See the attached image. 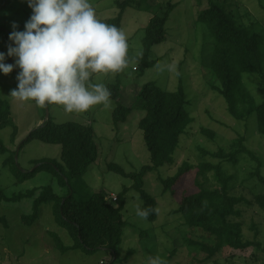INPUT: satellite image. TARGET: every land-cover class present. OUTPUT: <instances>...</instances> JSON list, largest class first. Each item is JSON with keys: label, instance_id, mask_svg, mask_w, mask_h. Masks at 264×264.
<instances>
[{"label": "rangeland", "instance_id": "obj_1", "mask_svg": "<svg viewBox=\"0 0 264 264\" xmlns=\"http://www.w3.org/2000/svg\"><path fill=\"white\" fill-rule=\"evenodd\" d=\"M113 1L90 0L98 18L105 23L110 18H116L121 11L119 6L113 5ZM173 1L178 6L166 23L167 39L154 46L151 59L156 63L144 72L140 70L144 56L143 39L153 13L127 8L123 14L121 29L127 35L129 64L119 73L100 75L94 81L105 84L108 89L117 82L120 84L124 105L132 108V111L126 121L118 126L113 119L118 103L112 98L108 107L93 106L85 113H66L62 106L57 105L38 107L32 102H20L10 97L11 90L17 87L18 68H14L8 75L0 73V97L10 103L12 116L18 127L16 138H13L12 127L0 130V139L9 149L7 154L0 155V187L6 195L12 197L47 186L52 187L60 196L70 193L69 188L62 186L58 176L52 173L42 171L24 182H19L11 166L5 165V160L14 151L15 164L25 173L35 168L34 160L46 158L63 164L60 145L32 140L20 149L30 132L48 118V111L54 123L77 122L91 125L95 132L100 157L76 183L75 194H79L81 189L89 193L105 192L108 201L114 206L118 203L112 201V196H122L126 200L123 212L126 227L116 254L105 250L85 253L78 249L62 253L51 233H56L66 247L74 245L75 241L56 223L54 203L42 204L39 207V218L33 226H28L23 223L22 217L32 214V199L3 202L0 205V218L4 217L5 220L0 221V264H149V258L156 256L165 261L171 257L167 264H203L201 261L205 254L188 242L189 239L200 241L202 238L199 232L187 229L184 219L174 213L179 207L177 197L163 191L162 179L174 175L184 162L195 166L202 162L214 165L221 163L223 170L234 177L232 188L235 195H244L251 199L253 193L264 192V184L252 176L258 168L264 176V136L259 133L257 115L253 114L246 120L235 119L229 114L225 99L213 88L218 85L210 67L215 40L207 25L197 21L199 13L208 7V2ZM226 1L229 8L236 10L244 22L256 21L258 29L264 34V0ZM149 2L151 5L158 3L157 0ZM31 14L27 0H12L0 12V29L11 33L15 24V30L23 31ZM11 43L10 40L5 42L0 34V52L5 53L6 63L14 64L15 58L7 57V49ZM158 63L172 64L175 70L158 71ZM243 80L256 103L263 102L264 91L261 90L260 78L257 75H245ZM147 83H153L168 91H175L182 84L188 94V109L193 119L175 152V164L150 172L143 179V188L157 200L159 217L154 222L142 220L136 215L137 206L142 208L143 202L140 193L132 189L135 181L110 169L114 165L126 173L139 172L151 162L144 134L139 128L145 112L135 106L138 93ZM240 138L245 139L244 145L256 154L258 160L249 155H241L239 162L234 164L203 153H215L220 149L228 153L235 149V142ZM193 177L190 174L184 177L174 187L176 191L193 184ZM207 177V186H218L212 173ZM240 209L242 217L237 220L243 223L244 236L247 240L259 242L260 249L254 246L242 251L225 248L214 259L215 262L210 264H264V211L255 204ZM143 231L147 236L141 235ZM173 250L174 254L171 256ZM130 251L132 253L128 257Z\"/></svg>", "mask_w": 264, "mask_h": 264}, {"label": "trees", "instance_id": "obj_2", "mask_svg": "<svg viewBox=\"0 0 264 264\" xmlns=\"http://www.w3.org/2000/svg\"><path fill=\"white\" fill-rule=\"evenodd\" d=\"M11 1L0 0V12ZM206 1L208 7L199 13L197 21L207 25L215 40L210 67L218 85L213 88L225 99L228 112L235 119L246 120L256 114L259 133L264 136V101L257 104L243 80L245 75H257L261 80V90L264 91V34L258 29L256 21L246 23L239 18L238 12L230 9L226 0ZM157 2V5H151L149 0L122 2L116 0L115 4L121 8V11L116 18L106 21L121 28L123 14L127 8L153 13L143 39L144 56L140 66L142 72L155 65L156 62L151 59L152 49L167 39L166 23L178 6L173 0H157ZM0 34L3 35L4 41L8 42L10 33L0 29ZM109 90L110 98L118 103L113 112L114 122L118 126L126 121L132 108L124 105L118 82L111 85ZM137 99L136 108L145 112L139 122V128L144 134L151 162L139 172L126 173L122 168L114 165H111L110 169L135 181L132 189L140 193L142 208L155 210L147 218L154 222L159 217L157 200L143 188V179L150 172L175 164V152L193 119L188 109L190 106L188 94L182 84L177 90L168 91L153 83H147L141 88ZM7 127L13 128V138H16L18 127L12 116L11 105L0 97V130ZM32 140L60 145L63 164L46 158L34 160L35 168L25 173L15 164L16 151H14L5 160V165L11 166L19 182H24L42 171L52 173L58 176L62 186L69 188L70 193L67 196H60L52 187L47 186L9 197L0 187V205L3 202L32 199V214L24 215L22 221L25 225L33 226L39 218V207L42 204L54 203L56 223L75 241L74 245L66 247L56 233H51L59 251L65 253L78 249L92 253L96 250H105L110 254H116L126 227L123 213L126 206L125 198L119 196L116 201L118 205L114 206L108 201L105 192L89 193L81 189L79 194H75L74 191L76 183L100 157L93 127L77 122L54 123L49 116L41 126L30 132L20 149L22 150L25 144ZM244 142L245 139L240 138L235 142V149L228 153L224 149L215 153L205 151L203 153L234 164L239 162L241 155H249L254 160H258L256 154L249 150ZM8 152L9 149L0 139V155ZM210 173L217 181V187L207 186L209 183L207 175ZM189 174L194 176L193 184L177 192L174 187ZM252 176L264 184V176L259 168ZM233 180L234 177L223 170L221 163L214 165L210 162H202L197 166L184 162L174 175L162 179L163 191L170 193L174 198L177 197L179 207L174 213L184 219L187 229L199 232L202 238L200 241L189 239L188 242L205 254L204 260L201 261L203 264L214 263V259L225 248L242 251L254 246L260 249L259 242L245 238L243 223L237 219L242 217L240 208L243 206L251 207L255 204L264 211V192L253 193L251 199L244 195H235L232 188ZM2 220L5 218L1 217L0 221ZM141 235L147 236L144 231ZM131 253L130 251L128 257ZM173 254L174 250L171 256ZM170 259L171 257L166 262Z\"/></svg>", "mask_w": 264, "mask_h": 264}, {"label": "clouds", "instance_id": "obj_3", "mask_svg": "<svg viewBox=\"0 0 264 264\" xmlns=\"http://www.w3.org/2000/svg\"><path fill=\"white\" fill-rule=\"evenodd\" d=\"M32 14L23 31H13L6 63L0 52V73L18 68L17 87L10 97L38 107L62 106L66 113H85L93 106L108 107L111 92L100 75L121 72L129 64L127 35L116 25L100 20L90 0H27ZM174 71L172 64L156 65ZM112 199V197H111ZM113 201V200H112ZM116 203V202H115ZM155 210L137 206L142 220ZM104 263V262H102ZM149 264H167L159 256Z\"/></svg>", "mask_w": 264, "mask_h": 264}, {"label": "built area", "instance_id": "obj_4", "mask_svg": "<svg viewBox=\"0 0 264 264\" xmlns=\"http://www.w3.org/2000/svg\"><path fill=\"white\" fill-rule=\"evenodd\" d=\"M112 200H113V202H116L117 201V197L116 196H112Z\"/></svg>", "mask_w": 264, "mask_h": 264}, {"label": "crops", "instance_id": "obj_5", "mask_svg": "<svg viewBox=\"0 0 264 264\" xmlns=\"http://www.w3.org/2000/svg\"><path fill=\"white\" fill-rule=\"evenodd\" d=\"M115 3H116V0L113 1V5H116ZM122 21H123V20H122Z\"/></svg>", "mask_w": 264, "mask_h": 264}, {"label": "water", "instance_id": "obj_6", "mask_svg": "<svg viewBox=\"0 0 264 264\" xmlns=\"http://www.w3.org/2000/svg\"><path fill=\"white\" fill-rule=\"evenodd\" d=\"M47 117H49V113H48V111H47Z\"/></svg>", "mask_w": 264, "mask_h": 264}]
</instances>
